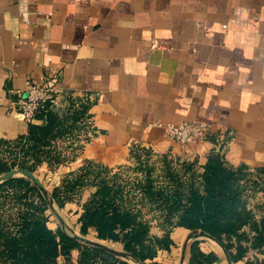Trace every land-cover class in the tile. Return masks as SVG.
Instances as JSON below:
<instances>
[{"label": "crops", "instance_id": "crops-1", "mask_svg": "<svg viewBox=\"0 0 264 264\" xmlns=\"http://www.w3.org/2000/svg\"><path fill=\"white\" fill-rule=\"evenodd\" d=\"M46 71L59 90L51 108L86 109L85 126L57 142L68 160L42 163L41 175L61 178L87 159L114 166L132 144L197 164L220 148L231 165H264V0H0V137L25 132L13 102ZM191 120L213 141L166 137V124ZM188 233L172 229L151 260L180 238L187 264ZM195 239L212 264H228L216 242Z\"/></svg>", "mask_w": 264, "mask_h": 264}, {"label": "trees", "instance_id": "trees-1", "mask_svg": "<svg viewBox=\"0 0 264 264\" xmlns=\"http://www.w3.org/2000/svg\"><path fill=\"white\" fill-rule=\"evenodd\" d=\"M51 107L46 102L24 133L0 137V174L12 168L34 173L42 163L52 170L68 160L57 142L85 126L78 121L86 108H74L70 101L61 110ZM208 141H213L211 135ZM140 165L132 176H124L83 160L47 194L57 209L78 205L80 236L91 233L94 241L113 243L119 250L80 243L59 223L50 229V203L29 179L0 182V264H128V258L143 264L158 250L169 249L174 228L202 230L224 249L230 263L264 264V165H231L220 148H211L202 164L164 154L157 164ZM85 189L89 193L82 201ZM257 191L263 199L252 204ZM151 222L158 234L150 233ZM199 241L189 243L187 264L216 262L214 253L199 249Z\"/></svg>", "mask_w": 264, "mask_h": 264}, {"label": "rangeland", "instance_id": "rangeland-1", "mask_svg": "<svg viewBox=\"0 0 264 264\" xmlns=\"http://www.w3.org/2000/svg\"><path fill=\"white\" fill-rule=\"evenodd\" d=\"M208 139V137H207ZM220 141V140H218ZM166 154L165 152H158L157 150H153L149 146H141V145H130L128 147L127 156L126 158L114 165V166H107L108 168L112 169L113 172H121V174L130 175L132 176L135 172L139 170V168H142L140 164H157L160 160L161 155ZM168 155V154H167ZM140 157L143 163H138L135 159V157ZM101 164V163H100ZM104 165V164H102ZM249 167V166H248ZM252 168V167H249ZM111 172V170H110ZM35 175L40 179V181L44 184L46 189H51V187L58 183L59 177L57 175H41V171L39 168L35 170ZM264 178V177H263ZM260 184L264 185L263 182ZM88 190H83L80 196V200L82 199L83 194ZM263 195L260 191H257L252 196V199L250 200V203L254 202H261ZM51 210H47L49 213L47 225L50 226L52 229L55 228V226L60 223L62 220L63 224L66 227V232L71 235H79L77 232V225L75 222L76 215H74L78 211V205L75 202H70V204L65 205L61 209H57L52 203L50 204ZM142 211H145L144 209ZM146 218H150L151 213L144 214ZM150 233L151 234H158V229L154 226V222H151L150 227ZM80 236V235H79ZM87 237L90 240H94L91 233H88L87 235L83 236ZM199 239V238H198ZM175 246L171 247L170 252L162 253V255H159V257L156 260H145L143 264H178L180 262V253H181V239L175 240ZM101 244H105L108 248L112 249H119L118 245L112 244L110 242H103ZM160 251V250H159ZM221 253V252H220ZM247 256H253L252 252H249ZM259 256V255H258ZM129 264H137L135 262H131ZM185 264V262H184Z\"/></svg>", "mask_w": 264, "mask_h": 264}, {"label": "built area", "instance_id": "built-area-1", "mask_svg": "<svg viewBox=\"0 0 264 264\" xmlns=\"http://www.w3.org/2000/svg\"><path fill=\"white\" fill-rule=\"evenodd\" d=\"M56 81L55 72L46 71L38 81L24 82V94L13 102V108L22 120L31 122L46 102L52 103L53 96L59 93ZM163 128L166 137L179 144L201 142L210 135L208 125L203 121H182L166 124Z\"/></svg>", "mask_w": 264, "mask_h": 264}, {"label": "water", "instance_id": "water-1", "mask_svg": "<svg viewBox=\"0 0 264 264\" xmlns=\"http://www.w3.org/2000/svg\"><path fill=\"white\" fill-rule=\"evenodd\" d=\"M15 176H23V177L29 179L40 190V192L42 194H44V196L46 197L48 202L51 204V201H50L48 195L46 194V190H45L42 182L39 180V178L33 172H30V171L23 169V168H12V169L0 174V182H2L3 180H6L8 178L15 177ZM72 237H73V239H75L78 242L83 243V244H87V245H91V246H101L102 245L100 242L90 240V239L85 238L83 236L73 235ZM199 237L213 240L207 234H205L202 230L190 231L188 233L186 239L190 240V239H195V238H199ZM214 242H216V241H214ZM218 246L221 248L222 252L224 253V256L226 258L227 263L230 264V261L226 255L224 249L219 244H218ZM137 263L142 264L140 262H137Z\"/></svg>", "mask_w": 264, "mask_h": 264}]
</instances>
